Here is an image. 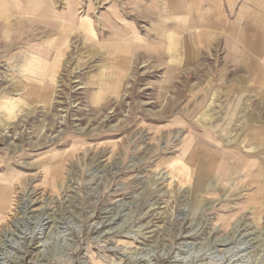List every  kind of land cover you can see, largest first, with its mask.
I'll return each instance as SVG.
<instances>
[{"label":"rangeland","instance_id":"374dc122","mask_svg":"<svg viewBox=\"0 0 264 264\" xmlns=\"http://www.w3.org/2000/svg\"><path fill=\"white\" fill-rule=\"evenodd\" d=\"M0 184V264H264V0H0Z\"/></svg>","mask_w":264,"mask_h":264},{"label":"bare ground","instance_id":"6f19581e","mask_svg":"<svg viewBox=\"0 0 264 264\" xmlns=\"http://www.w3.org/2000/svg\"><path fill=\"white\" fill-rule=\"evenodd\" d=\"M181 2V1H180ZM220 9V8H219ZM218 9V7H215V8H211L210 10H208L207 13H202L200 15V19L203 20L204 22L207 23V25H210L209 27L212 26V23H210V21L208 20L209 16L211 15L212 17V14H218V15H222L221 11ZM243 10V8H242ZM242 10H240V14L239 16L243 15L241 14ZM207 11V9H206ZM70 12V11H69ZM205 12V11H204ZM243 13V12H242ZM75 15V11H71L69 13V16H74ZM205 15V16H204ZM202 21V22H203ZM202 22L199 23L198 27H199V30H198V34H197V44L198 45H201V36H202V32L205 30V27ZM203 22V23H204ZM76 23H78V26L81 27L82 29H84L85 31H87L89 33H91L92 36H94V33L92 31V26H91V18L88 17V15H85V17H78L77 18V21ZM210 23V24H209ZM71 23L70 22H67V23H62L60 25V34L58 36V39L59 41L62 40V37L65 33H62L63 31H66V29H70L72 28V25H70ZM205 24V23H204ZM238 38V41L240 44H244V41H245V32L244 30L241 31V33L239 34V36L237 37ZM59 45V44H58ZM58 54H60V49L58 51ZM34 57V56H32ZM56 57V56H55ZM35 58H31L30 61H35L34 60ZM55 67H56V63H54V66H53V70L51 71V73L49 74L48 76V82H52V79H53V74H54V70H55ZM199 145V144H198ZM205 147V146H204ZM203 151H206V149L204 148ZM218 156V155H217ZM192 155L190 154V157L188 159L185 160V162H183V168H185V170H189V165H190V161L192 160ZM219 161V156H218V160ZM256 165V164H255ZM218 167V165L216 166ZM11 192H12V186H8L6 184H0V214H3L5 211L8 210V207L10 205V197H11ZM28 194V193H27ZM29 204V203H28ZM27 205V204H26ZM20 207V206H19ZM27 209V208H26ZM25 209V210H26ZM31 213V212H30ZM37 219V218H36ZM1 220V219H0ZM25 227V226H24ZM21 234V233H20ZM26 234V233H25ZM20 239V238H19ZM218 240V239H217ZM3 244V243H2ZM217 251V250H216ZM138 254V253H137ZM141 257V256H140ZM197 262V261H196Z\"/></svg>","mask_w":264,"mask_h":264},{"label":"crops","instance_id":"0c3cea01","mask_svg":"<svg viewBox=\"0 0 264 264\" xmlns=\"http://www.w3.org/2000/svg\"><path fill=\"white\" fill-rule=\"evenodd\" d=\"M205 1H207V0H205ZM198 10H199V8H198Z\"/></svg>","mask_w":264,"mask_h":264}]
</instances>
